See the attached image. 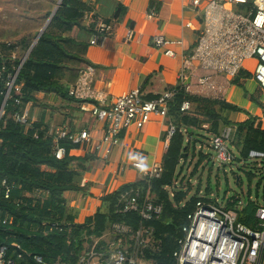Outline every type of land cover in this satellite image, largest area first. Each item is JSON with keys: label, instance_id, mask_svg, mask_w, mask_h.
<instances>
[{"label": "trees", "instance_id": "obj_1", "mask_svg": "<svg viewBox=\"0 0 264 264\" xmlns=\"http://www.w3.org/2000/svg\"><path fill=\"white\" fill-rule=\"evenodd\" d=\"M45 1L49 10L42 13L43 20L56 2ZM123 9L117 6L112 17L118 19ZM87 10L89 7L82 0H60L16 73L15 82L21 85L13 96L19 99V103L13 104L12 99H7L4 105L0 118V178H5L14 187L8 198L0 195V217H6V222L0 223V246H5V256L13 257L16 264H80V256L90 249L93 241L97 239L94 250L103 249L106 242L101 236L112 223L121 222L132 229L149 226L152 243L142 249V257L150 264H172L171 253L176 248L180 227L185 223V214L198 199L199 188L197 185L190 193V185L186 183L185 188L173 189L170 196L165 187L170 186L174 179L183 183L185 166L190 165L192 158L194 162L187 172L190 177L200 163L207 161V154L200 148L196 152L194 150V143L202 136L197 133L193 137L191 128L203 130L201 125L209 123L204 129L208 133L205 137L208 141L209 135L232 123L235 127L233 142L242 157L250 148L264 150V128L260 122L254 123L253 116L240 122H229L221 118L218 111L241 112L240 107L221 99L189 94L176 86L167 108V118L174 125V132L168 138L159 176L121 184L99 197V205L91 215L85 216L82 222H75L63 192L79 189L80 175L88 169L94 154L85 152L82 156H72L68 151L76 145L63 139L56 142L47 134L49 126L44 120L42 107L46 104L43 102H40L42 110L27 127L15 122L11 113L21 111L28 102L30 107L36 105L40 100L35 95L38 92L72 99L67 94V87L76 78L81 65L89 64L83 56L88 42L73 39L67 33L74 26L86 30L81 20L82 13ZM91 26L87 27L90 33L93 32ZM29 44L27 37L14 42H0V66H3L0 71V102L6 75L14 71ZM17 51L18 56L11 58L10 54ZM239 75H245L244 70L238 71L230 82L237 83ZM183 101L189 103L185 112L179 111ZM190 104L194 105L192 111ZM55 144L64 150L60 158L53 154ZM134 188L138 190L139 204L151 196L154 203L161 205L157 218L141 220L133 210L116 212L120 194ZM33 256H39L42 262H36Z\"/></svg>", "mask_w": 264, "mask_h": 264}, {"label": "built area", "instance_id": "obj_2", "mask_svg": "<svg viewBox=\"0 0 264 264\" xmlns=\"http://www.w3.org/2000/svg\"><path fill=\"white\" fill-rule=\"evenodd\" d=\"M198 2L199 0H191L194 6ZM146 15H153V7L149 8ZM200 20L201 26L197 29L194 46L188 54L181 55L176 86L189 94L223 100L224 88L228 86L231 78L243 70L245 60L253 59L249 77L261 92V107L264 112V0H206L201 7ZM109 30V24L97 21L88 44L104 38ZM152 42L156 47L165 43L159 35H154ZM164 54L171 56L172 52L165 49ZM10 57L14 58V52ZM19 67L18 63L12 73H7L4 80L0 118L7 99H12L13 104L19 103V99L13 96V92L18 91L21 85L15 82ZM2 69L3 66H0V71ZM196 70L200 73H195ZM91 72L90 65L79 70L77 82L67 89V94L77 98L90 96ZM186 78L189 80L186 81ZM221 78L225 83L220 82ZM174 93V87H167L159 95L144 98L138 89H131L113 97L106 105L91 104L89 114L103 124L100 140L93 145V151H99L104 145L101 150L105 158L110 146L118 141L120 131L130 126L141 128L151 115L166 119L165 135L169 138L174 132V125L167 118V108ZM28 103L21 111L11 113L15 122L26 127L33 121L27 109ZM188 108L187 101L179 105L181 112ZM201 126L207 129L209 123L205 122ZM233 132L232 126L224 125L217 133L209 135L208 147L213 151L219 165L228 164L234 158L227 146ZM47 134L56 142L63 139L76 146L82 145V148L91 142L86 129L72 131L65 125L49 128ZM63 152L62 147L54 145L53 154L56 158L62 157ZM239 157L242 161L251 162L264 170V150L250 148L245 156ZM131 166L139 170L140 179L158 177L161 172L159 164L145 166L141 162H132ZM237 181L238 176L235 177V182ZM185 185L174 179L165 188L171 196L173 189L185 188ZM13 187L11 182L0 178V195L3 198L9 197ZM137 197V188L120 194V205L116 212L133 210L141 220L157 218L161 205L154 203L151 196L145 197L139 204ZM197 197L192 209L185 214V223L180 227L176 248L171 253L172 264H264V194L259 201L250 196H247L246 201L238 197H228L223 205L202 195L200 189ZM249 213L253 214L252 217L248 216ZM5 222L6 217H0V223ZM101 237L106 246L101 250H94L93 246L97 242L95 239L90 249L80 256V264H140L141 261L147 264L148 260L142 257V249L152 243V230L149 226L132 229L124 223L114 222ZM15 247L18 248V245ZM33 258L38 263L42 262L39 256ZM0 264H16L13 257L5 256L3 245L0 246Z\"/></svg>", "mask_w": 264, "mask_h": 264}, {"label": "crops", "instance_id": "obj_3", "mask_svg": "<svg viewBox=\"0 0 264 264\" xmlns=\"http://www.w3.org/2000/svg\"><path fill=\"white\" fill-rule=\"evenodd\" d=\"M82 1L89 7V10L82 13L81 20L86 30L74 26L68 31V36L88 42L91 33L87 31V27L92 25L93 29L97 21L110 25L104 38L88 44L83 53L89 64L81 65L79 70L85 65L92 68L89 83L91 95L83 98L69 95L72 99L65 100L49 94L50 103L63 102L68 107L61 111L55 110V113L52 110L51 117L50 112L47 117L44 109V120L48 122L49 128L65 125L72 131H88L91 142L84 148L78 145L69 149L68 153L72 156H82L85 152L92 154L93 145L100 140L103 124L89 114L91 104L106 105L113 97L131 89H138L142 97L149 98L159 95L167 87L175 88L181 55L188 54L195 44L196 32L201 26V7L206 0H199L197 6L191 0ZM117 6L124 8L118 19L112 17ZM150 7H153V15L148 17L146 12ZM154 35L161 36L165 43L160 47L154 46ZM165 49L170 50L172 55L164 54ZM195 73L199 74L200 71L196 70ZM78 76L79 71L67 89L77 82ZM248 79L254 82L251 77ZM240 81L241 78H238L237 83ZM220 82L225 83V80L221 78ZM228 87L229 84L223 91L224 101ZM257 89L261 96L258 87ZM35 95L39 98L43 94L38 92ZM235 105L245 113L242 110L237 112L238 117L233 122H240L249 115L255 118L254 123L258 121L264 128L262 107H256L249 114L248 106ZM226 125L235 129L232 123ZM165 131L166 119L151 115L141 128L130 126L120 131L118 141L110 146L105 158L101 150L104 145L99 151H93L94 159L80 175L79 189L63 192L66 205L75 216L74 221L82 222L85 216L91 215L98 207L99 197L102 195L112 192L123 183L140 179V172L131 166L132 162L161 166L168 141ZM231 139L234 144V137Z\"/></svg>", "mask_w": 264, "mask_h": 264}, {"label": "rangeland", "instance_id": "obj_4", "mask_svg": "<svg viewBox=\"0 0 264 264\" xmlns=\"http://www.w3.org/2000/svg\"><path fill=\"white\" fill-rule=\"evenodd\" d=\"M46 3L45 0H0V42H14L21 37H27L29 43H31L37 30L46 20H43L44 18L41 17L43 12L49 10ZM18 53L19 51L14 53V57H16V55L18 56ZM21 58L22 56L20 59ZM253 63V59L244 61L243 70L245 75H239V78H241L239 83L230 82L225 94L227 102L240 106H248L250 109L248 111L249 114H251L256 107H261L263 102L256 84L248 79L253 68ZM48 96L49 94L40 96L39 98L41 101H37V106L31 103L32 106L30 107L28 106L30 103L27 104V109L30 111L29 114L32 118L33 115L36 118L42 108L43 111L46 109L47 117H49V112L51 117L52 110H54L53 113H55L56 111H61L65 107H68V105L63 102L57 103L56 101L55 104L50 103ZM40 102L46 105L42 107L43 104L41 105ZM193 108L194 105L190 104L191 111ZM242 113H245V111ZM218 114L221 118L229 122L234 121V119L238 117L237 112L227 110H220ZM191 130L193 137L196 136L197 133L202 136L198 137L197 142L194 143V150L196 152L200 148L202 153L207 154V161L200 163L197 167V171L191 177L188 176L187 172L191 168L194 159L192 158L189 166H185L186 172L184 171L185 178L183 179V183H188L190 185V193L198 185L202 195L222 205L228 197H238L242 201H246L247 196H250L256 199V201H259L260 197L264 194V170L251 162L242 161L239 157L238 147L235 143L233 144L231 142H227V146L234 157L233 160L228 164L219 165L213 151L208 147V141L205 138L208 137V133L204 129L197 130L191 128ZM190 140L191 138L189 137V141ZM189 152H191L190 149ZM189 157L190 156H188V158ZM247 174H250V176L248 177ZM236 176H238L237 183L235 182ZM252 215V213L248 214V216L251 217ZM145 263L144 261L140 262V264ZM147 264H149L148 261Z\"/></svg>", "mask_w": 264, "mask_h": 264}, {"label": "water", "instance_id": "obj_5", "mask_svg": "<svg viewBox=\"0 0 264 264\" xmlns=\"http://www.w3.org/2000/svg\"><path fill=\"white\" fill-rule=\"evenodd\" d=\"M60 0H56L54 6L52 7L48 17L46 18V20L44 21V23L41 25V27H39V29L37 30V33L35 34L33 40L31 41V43L29 44V47L27 48V50L24 52L22 58L20 59L19 64L21 65L24 58L26 57V55L28 54V52L30 51L31 47L35 44L37 38L40 36V34L42 33L43 29L45 28V26L47 25V23L49 22L52 14L54 13V11L56 10L57 6L59 5Z\"/></svg>", "mask_w": 264, "mask_h": 264}]
</instances>
